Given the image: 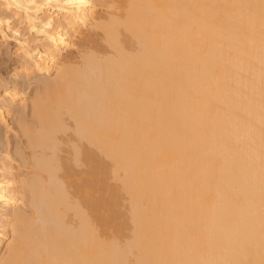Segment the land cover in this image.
I'll use <instances>...</instances> for the list:
<instances>
[{"label": "bare ground", "instance_id": "6f19581e", "mask_svg": "<svg viewBox=\"0 0 264 264\" xmlns=\"http://www.w3.org/2000/svg\"><path fill=\"white\" fill-rule=\"evenodd\" d=\"M0 5L44 75L0 104L37 170L1 159L0 264H264V0Z\"/></svg>", "mask_w": 264, "mask_h": 264}, {"label": "rangeland", "instance_id": "374dc122", "mask_svg": "<svg viewBox=\"0 0 264 264\" xmlns=\"http://www.w3.org/2000/svg\"><path fill=\"white\" fill-rule=\"evenodd\" d=\"M15 17L14 16L11 17V13L8 12L5 8H3L0 5V18H4V19L8 18L10 23H11L10 27H7V25L5 23H0V94H1V96H0V99H1L0 100V104L4 103L5 101H8V99H10L11 92L12 93H14V92L17 93L19 98L26 97L27 98V102L24 103V104L21 103L20 105H18V108H16V111H15L14 118L16 120H19V118L21 119L23 117L22 119H24V121H27V124L28 123L29 124H31V123L34 124L35 123V119H34V116L31 114L32 110H31V107H30V103L32 101L31 98H33V96L35 94L34 92H38L39 88L41 87L40 84L42 85V83L41 82L39 84H37V83L39 82L38 81L39 78H42L44 75H37L38 77L37 76H32V78H31V76L30 77H25V76L19 74V72H20V63L21 62H20V58H19L20 56H16V55H19L18 54L19 53V51H18L19 50L18 49L19 48V43L17 44V41L15 40V34H13V33H14L15 30L19 29L18 30L19 34L20 33H22V34H20L21 36L20 35L18 36V34H16L17 38L21 37L20 39H24V38L27 37L28 40H31V42H34V43H37L36 39H39L41 37L43 38V36L42 35H38V34L36 35V33L32 32V31L29 32L28 28H27V25L22 20H19L20 18H18V17L15 18ZM19 23H20V25H18ZM22 35H24V36H22ZM78 50H82V51H86L87 50L88 51V49H85L84 47L83 48H79V49L77 48L76 52ZM49 76H50V78H54L56 76V73H51ZM34 80H37L38 82L37 81L34 82ZM14 81H15V83H14ZM29 84H31V85H29ZM36 87H37V89H36ZM8 92H10V93H8ZM27 110H28V112H27ZM21 113H23V114H21ZM16 127H17L16 125H12L11 123L8 124V126L0 123V131H1L0 132V136H1L0 137V162H2L1 159L4 160V158L7 155L10 156V159H12V161H11L12 165L14 167L13 168L14 177L17 180V182H19L18 183V188H19V187H21L20 179H22L24 177V175L25 176L26 175H31V173H33L32 171H34V170L37 171V170L33 166L31 167V164H29V162H25L20 157V155H18L19 154L18 151H22L23 155L26 153L25 156L27 158L29 156V158H30V157H32L33 152H36V151H34V149H33V151L31 150L32 147L29 145L28 138L23 134L22 130H20L19 127H17L18 129H16ZM25 140H26V142H25ZM8 143H9V145H8ZM28 150L30 151V153H29ZM24 162H25V164H24ZM2 163H4V162H2ZM2 163H0V165H3ZM27 166H28V168H26ZM2 167L3 166H0V172H4V174H6L4 176L9 178L7 171H5L6 169L2 168ZM26 170H28V171H26ZM25 204L21 203L20 207L23 208L24 210L28 211V214H31L32 213V208H30V206H26ZM28 207L30 209H28ZM12 239H13V237L10 236L8 241L11 242ZM6 244H4L0 248V258L2 256V254L4 253Z\"/></svg>", "mask_w": 264, "mask_h": 264}, {"label": "clouds", "instance_id": "9594fccd", "mask_svg": "<svg viewBox=\"0 0 264 264\" xmlns=\"http://www.w3.org/2000/svg\"><path fill=\"white\" fill-rule=\"evenodd\" d=\"M5 6L8 10H11L13 8L27 14L30 10V6L33 2V0H27V3H21L19 0H4ZM7 23H10L8 21Z\"/></svg>", "mask_w": 264, "mask_h": 264}]
</instances>
